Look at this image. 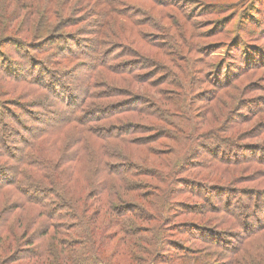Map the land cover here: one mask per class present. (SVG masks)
Wrapping results in <instances>:
<instances>
[{"label":"rangeland","instance_id":"rangeland-1","mask_svg":"<svg viewBox=\"0 0 264 264\" xmlns=\"http://www.w3.org/2000/svg\"><path fill=\"white\" fill-rule=\"evenodd\" d=\"M18 7V36L0 40V133L2 124L10 127L0 143V165L20 172L21 151L36 133L44 134L43 144L47 135L69 138L65 121L73 106L90 109L84 93L101 95L113 70L132 67L136 80L123 78L157 95L171 89L177 95L171 102L159 94L175 115L152 134L176 138L159 145L178 150L183 165L173 190L181 192L162 214L166 251L153 264L181 263L179 255L194 264L228 263L248 231L264 224V62L244 57L264 56V0H0V31ZM180 45L185 56L173 52ZM101 54L118 55L95 76L92 67L106 62ZM173 64L184 71H173ZM162 68L174 75V87L144 83L164 79ZM81 74L92 77L91 86L77 82ZM46 85H60L62 97ZM134 89L92 103L118 108L146 97ZM92 127L105 129L102 123ZM6 147L12 159L1 157L10 153ZM190 173L209 180L196 181ZM218 217L227 226L215 225ZM202 236L215 244L205 245Z\"/></svg>","mask_w":264,"mask_h":264},{"label":"trees","instance_id":"trees-1","mask_svg":"<svg viewBox=\"0 0 264 264\" xmlns=\"http://www.w3.org/2000/svg\"><path fill=\"white\" fill-rule=\"evenodd\" d=\"M22 16L18 7L0 31L2 42L16 39L22 27L18 25ZM5 27L12 33L9 37ZM173 52L185 56L181 45ZM245 53L247 49L241 54ZM260 54L256 61L254 54H247L245 62H264L263 53ZM114 55L118 54L105 56L106 62L92 67V73L97 76L99 71L107 69V61L111 62ZM171 68L178 69L174 64ZM132 70V67L113 70L114 77L105 80V92L101 95L84 93L91 102L90 109H81L80 102L73 106L65 121L69 138L62 141L47 135L49 141L43 144L44 134L36 133L32 136L33 143L29 142L21 151L20 172L0 165V264H153L166 251L160 234L162 214L173 202L172 197L181 192L173 190L178 181L174 178L182 173L183 165L178 150L159 145L160 140L177 139L152 134L165 126L168 116L175 115L167 109V100L173 102L177 95L172 89L159 92L166 96L165 100L140 83L123 78L129 76L136 80ZM166 74L169 76L165 78ZM162 75L164 79L144 83L157 82L159 88L174 87L171 83L174 75L165 68ZM91 80L92 77L81 74L77 82L91 86ZM128 88L141 89L146 97L138 96L118 108L92 103L108 100L112 94H120ZM47 89L52 93L55 89L56 98L62 97L60 85L55 88L49 85ZM66 99L71 100L73 96L64 99L65 105ZM78 111L80 116L75 115ZM111 120L113 125L118 124L107 125ZM100 123L105 129L92 127ZM9 128L2 124L0 143L7 139ZM145 130L150 134L139 137ZM150 140L152 142H148ZM6 150L10 152L8 147ZM11 153L1 157L12 159ZM191 178L209 180V176L204 178L202 173H194ZM241 208L249 218V207ZM150 224H155L152 229L148 228ZM214 224L227 226L221 217L216 218ZM248 232L249 237L230 253L233 258L224 264H264V224ZM200 240L207 246L215 244L203 236ZM259 240L261 244L256 246ZM183 258L179 255L181 263L166 264H194ZM211 258L218 256L214 254Z\"/></svg>","mask_w":264,"mask_h":264}]
</instances>
